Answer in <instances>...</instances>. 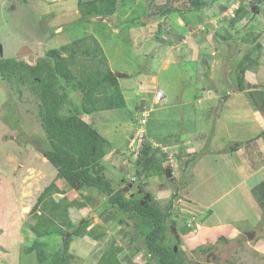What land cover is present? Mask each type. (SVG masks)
Masks as SVG:
<instances>
[{
  "label": "rangeland",
  "instance_id": "obj_1",
  "mask_svg": "<svg viewBox=\"0 0 264 264\" xmlns=\"http://www.w3.org/2000/svg\"><path fill=\"white\" fill-rule=\"evenodd\" d=\"M90 1L113 13L86 16L83 6ZM189 1L117 0L110 6L101 0H0V63L15 59L31 66L40 61L55 64L52 50L78 43L77 62L71 66L74 80L59 78L56 85L66 98L61 116L80 113L79 118L107 141L104 176L115 193L129 202L144 199L143 188L162 209L177 193L166 245L190 251V242H195L192 256L204 262L197 249L215 245L211 257L215 253L219 264H264V222L252 193L264 181V129L258 128L259 121L264 128V115L249 95L264 89V2L210 0L204 11L185 17L162 14L165 6L184 7ZM239 3L246 14L233 26ZM95 39L102 48L97 59L104 57L117 74L125 106L86 114L84 92L76 86L95 71L89 60L94 54L81 52H93ZM22 47L32 53L19 55ZM248 54L258 63L247 70V90L241 93L238 67ZM36 87L31 76L7 78L0 68V264L37 261L35 254L25 252L35 237L29 227L37 222L31 211L57 175L41 154L54 146ZM115 94L109 87L108 97ZM238 143L245 144L234 153L231 148ZM257 167H262L259 174L249 175ZM138 171L149 177L140 181ZM61 183L85 203L81 209L70 208V237L86 221L91 223L88 230L101 226L106 231L98 241L73 236L71 264H98L113 241L123 248L124 264H159L158 258L145 259L144 250L138 251L148 233L139 221L128 228L119 221L128 214L109 207L107 197ZM53 197L59 201L62 195ZM129 229L137 237L132 238ZM66 239H48L49 249H63Z\"/></svg>",
  "mask_w": 264,
  "mask_h": 264
},
{
  "label": "trees",
  "instance_id": "obj_2",
  "mask_svg": "<svg viewBox=\"0 0 264 264\" xmlns=\"http://www.w3.org/2000/svg\"><path fill=\"white\" fill-rule=\"evenodd\" d=\"M153 1L155 0H147L149 4L153 3ZM209 1L190 0L188 6L184 5V7H182L183 5L173 6L171 4V7H164L162 14L169 16L174 12H179L182 17H185L186 13L204 11L212 4ZM101 2L115 6L117 0H101ZM170 2L173 3L175 0H170ZM257 2L260 4L264 0H257ZM95 4L96 2L94 1L84 4L83 10L86 16L93 17L107 12L113 13L112 8H109L108 11H103ZM238 5L239 7L235 10L231 20V25L233 26H236L238 21L246 14L245 5L243 3ZM94 41L95 49L93 52L89 49H84L81 52L90 57L94 54L92 59L89 60L94 63L95 71L86 74L84 79L80 80L78 86H76L80 87L84 92L83 109L86 114H90L92 111L114 110L125 106L117 74L109 69L107 60L104 57L101 62L97 59L102 48L96 39ZM75 44L78 45V43ZM76 46H65L61 51L52 50L49 54L54 56L55 64H51L48 61H40L35 66H31L15 59H7L0 63L1 71L7 78H12L16 74L21 75L22 78L31 76L33 82L38 85L36 87V95L40 97L45 111L44 113H42L43 111L41 112L43 124L51 145L54 146L53 151L46 150L41 152L44 158H47L48 162L56 168L57 175L54 181L41 193L37 203L32 208L31 213L37 222L29 225V227L35 237L25 252L36 255L37 261L35 264H71L74 258V255L70 252L73 236L76 238L89 236L96 241L101 240L105 236L106 231L101 226L88 230L91 223L86 221L73 229L71 232L72 238L70 237L68 229L74 226L69 216L70 208L81 209L85 207V203L74 198L72 193L66 192L61 183V181H65L77 192L86 191L91 195L90 191L95 190L98 195L102 194L107 197L106 204L109 207L117 206L121 212L128 214L129 218L127 219L119 218L120 223L128 228L131 227L130 225L133 221H139L143 231L148 230L144 240L145 246H143L145 249L138 248L139 253L144 250L145 259L149 260L156 257L159 260V264H185L188 262L185 252L181 248L175 251V247H170L164 243L166 230L169 225L168 221L172 218L170 215L173 208L172 203L177 198V193H174L172 201L165 209L154 205L149 199L151 195L146 193L143 188L141 193L142 191L144 192V198L148 197V200H146L147 207L145 206L146 204H142L144 200L142 198L129 202L125 201L121 193H115L112 182L104 176L105 167L102 161L106 157L107 141L92 124L79 118L80 113L61 116L66 98L65 95L61 96L59 94L56 85L59 82V78L66 80L68 83L74 80L71 66L76 64V53L77 49L80 48V46ZM64 51L72 52V54L64 57L62 54ZM256 63H258V60H254L251 54L246 55L240 62L238 67L240 74L239 92L243 93L247 90L244 76L247 70ZM109 87L115 89V97H108L107 90ZM249 95L252 99V105L264 115V89H255L250 91ZM261 135L263 134L261 133L257 136L261 137ZM244 144L238 143L231 150L238 151ZM152 161L155 162V160ZM261 163L264 165L263 160H261ZM185 167H188V163H186ZM262 167H257L256 170L262 169ZM136 176L142 182L149 177L141 171H138ZM252 193L258 203L262 223L264 222V181L256 185ZM55 194L62 195L59 201H56L53 197ZM210 213L211 211L208 214L210 215ZM130 229L129 235L132 238L137 237ZM57 237L68 238L64 242V248L50 250L48 239L52 241ZM214 248L215 245L201 247L198 252L205 254ZM122 252L123 248L113 241L100 258L98 264H124L120 259Z\"/></svg>",
  "mask_w": 264,
  "mask_h": 264
},
{
  "label": "flooded vegetation",
  "instance_id": "obj_3",
  "mask_svg": "<svg viewBox=\"0 0 264 264\" xmlns=\"http://www.w3.org/2000/svg\"><path fill=\"white\" fill-rule=\"evenodd\" d=\"M148 200V199H147ZM179 241V243H180V240H178ZM183 246V245H182ZM189 251V250H188ZM190 253H191V255L193 254L191 251H189ZM211 253H213V251L211 250L210 252H207V253H205V254H203L204 255V257H206V261L204 262V261H202L200 258H197L196 256L195 257H193L192 256V260H189L188 258V263H190V264H219V263H221V260L219 261V260H217V259H215L214 258V255H215V253L213 254V256L211 257ZM195 255V254H194ZM228 261V260H227ZM227 264V263H226ZM230 264H234V263H231L230 262Z\"/></svg>",
  "mask_w": 264,
  "mask_h": 264
},
{
  "label": "water",
  "instance_id": "obj_4",
  "mask_svg": "<svg viewBox=\"0 0 264 264\" xmlns=\"http://www.w3.org/2000/svg\"><path fill=\"white\" fill-rule=\"evenodd\" d=\"M93 19H95V18H93ZM31 53H32V50H31L30 48H28V47H22V48L20 49V51H19V55H23V54H31ZM140 193H141V192H140ZM147 198H148V197H145L144 200L142 201V204H143V205L146 204V200H147ZM145 206L147 207L148 205L146 204ZM173 231H174V233H175L177 239H179V238H178V235H177V233H176L175 228H173ZM181 249L185 252L187 258H188L189 260H192V255H191V253L188 251L187 247H186V246H181ZM175 251H177V248H175Z\"/></svg>",
  "mask_w": 264,
  "mask_h": 264
},
{
  "label": "crops",
  "instance_id": "obj_5",
  "mask_svg": "<svg viewBox=\"0 0 264 264\" xmlns=\"http://www.w3.org/2000/svg\"><path fill=\"white\" fill-rule=\"evenodd\" d=\"M259 124H260V125H259V127H258V128H259V129H260V131L262 132V131H263V129H264V128H262V126H263V125L260 123V121H259ZM261 132H257V133H259V134H260ZM257 133H256V134H257ZM257 135H258V134H257ZM257 135H256V136H257ZM234 153H238V152H237V150H236V152H234ZM263 166H264V165H263ZM261 170H262V169H258V170H252V172H250V174H249V175H251V174L253 175L254 173H256V174L258 175V174H259V172H260ZM252 175H251V176H252ZM253 177H254V175H253ZM249 178H251V177H249ZM198 205H199V204H198ZM199 206H200V205H199ZM200 207H201V206H200ZM201 208H202V207H201ZM201 242H203V241H201ZM190 243H192V244H193V248H192V244H190V245H189V247L191 248V249H190V251L192 252V251L196 250V247H197V245H196V246H194V245H195V244H194L195 242L193 243L192 241H191ZM199 245H203V244H202V243H199ZM207 246H209V245H207ZM207 246H206V247H207ZM200 248H201V247H200ZM198 249H199V248H198ZM198 249H197V250H198ZM200 254H201V253H200Z\"/></svg>",
  "mask_w": 264,
  "mask_h": 264
},
{
  "label": "clouds",
  "instance_id": "obj_6",
  "mask_svg": "<svg viewBox=\"0 0 264 264\" xmlns=\"http://www.w3.org/2000/svg\"><path fill=\"white\" fill-rule=\"evenodd\" d=\"M177 249H178V247H177Z\"/></svg>",
  "mask_w": 264,
  "mask_h": 264
}]
</instances>
